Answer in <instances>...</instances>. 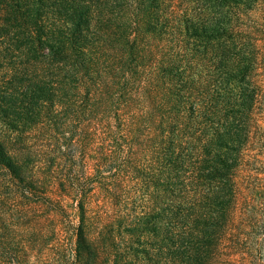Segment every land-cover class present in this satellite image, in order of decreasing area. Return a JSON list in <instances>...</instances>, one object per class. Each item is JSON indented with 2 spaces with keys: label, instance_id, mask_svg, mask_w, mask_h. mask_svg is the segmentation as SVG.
Returning a JSON list of instances; mask_svg holds the SVG:
<instances>
[{
  "label": "trees",
  "instance_id": "trees-1",
  "mask_svg": "<svg viewBox=\"0 0 264 264\" xmlns=\"http://www.w3.org/2000/svg\"><path fill=\"white\" fill-rule=\"evenodd\" d=\"M263 71L264 0H0V264H245Z\"/></svg>",
  "mask_w": 264,
  "mask_h": 264
},
{
  "label": "rangeland",
  "instance_id": "rangeland-1",
  "mask_svg": "<svg viewBox=\"0 0 264 264\" xmlns=\"http://www.w3.org/2000/svg\"><path fill=\"white\" fill-rule=\"evenodd\" d=\"M259 77L260 90L254 107L255 114L249 117L245 115L249 137L238 176L240 210L247 213L252 221L243 238V246L250 253L245 264H264V71ZM209 118L211 135L215 127V115H209Z\"/></svg>",
  "mask_w": 264,
  "mask_h": 264
}]
</instances>
